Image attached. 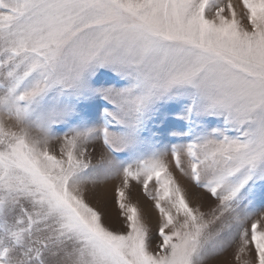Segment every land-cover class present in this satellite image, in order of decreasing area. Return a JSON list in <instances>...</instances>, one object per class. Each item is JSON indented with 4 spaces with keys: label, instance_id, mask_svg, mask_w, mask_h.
Listing matches in <instances>:
<instances>
[{
    "label": "snow or ice",
    "instance_id": "snow-or-ice-1",
    "mask_svg": "<svg viewBox=\"0 0 264 264\" xmlns=\"http://www.w3.org/2000/svg\"><path fill=\"white\" fill-rule=\"evenodd\" d=\"M111 179L122 230L86 199ZM233 246L264 264V0H0V264H231Z\"/></svg>",
    "mask_w": 264,
    "mask_h": 264
},
{
    "label": "rangeland",
    "instance_id": "rangeland-1",
    "mask_svg": "<svg viewBox=\"0 0 264 264\" xmlns=\"http://www.w3.org/2000/svg\"><path fill=\"white\" fill-rule=\"evenodd\" d=\"M234 4L239 3V0H232ZM58 152V149H57ZM98 155L94 156L92 158V163L95 164L98 160ZM176 178L178 182L181 184L182 187L186 189V193L188 195V199L192 206H197V204L202 205V210L207 212L211 206H214V200L205 193L202 189H198L192 184V182L182 177L178 172L175 173ZM108 182H111V192L110 197L108 200L109 207L113 208V211H111V215L106 214L104 212V207L102 206L103 203H100L99 197H98V190L101 186H98L94 192L92 190V186L89 185V191L86 194V199L90 205L93 207H96L98 210H100L102 213H104V223L112 228L113 230H122L121 225L123 222V218L120 217V209L115 203V186L119 183L118 179H111L104 181L102 184H106ZM154 184V182H153ZM152 184H150V189L152 188ZM129 199L130 202L136 204L141 213L145 216L146 221L149 223V226L153 230V233L156 231V220L158 218V213L156 212L155 208L153 207L152 201H150L144 194L143 189L140 185H138L135 181L131 182V187L129 190ZM144 200V201H143ZM107 206V204H104V206ZM146 207V208H145ZM234 251L235 246L233 248L228 249L222 256L216 258L219 260H229L231 261V264H235L234 260ZM209 264H216V260L209 261Z\"/></svg>",
    "mask_w": 264,
    "mask_h": 264
},
{
    "label": "bare ground",
    "instance_id": "bare-ground-1",
    "mask_svg": "<svg viewBox=\"0 0 264 264\" xmlns=\"http://www.w3.org/2000/svg\"><path fill=\"white\" fill-rule=\"evenodd\" d=\"M112 183L111 182H108L106 184H101L100 186V189H97L98 190V197H99V201L100 203H103V207H104V212L106 214H109L111 215V211H113V208L112 207H109V204H108V200H109V197H110V193H112L111 191V185ZM144 201V200H143ZM104 204H107V206ZM146 208V207H145Z\"/></svg>",
    "mask_w": 264,
    "mask_h": 264
}]
</instances>
